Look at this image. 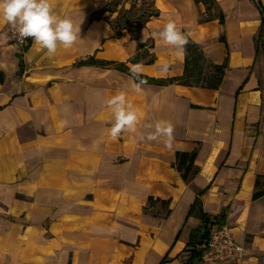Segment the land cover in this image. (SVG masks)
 <instances>
[{"label": "crops", "instance_id": "1", "mask_svg": "<svg viewBox=\"0 0 264 264\" xmlns=\"http://www.w3.org/2000/svg\"><path fill=\"white\" fill-rule=\"evenodd\" d=\"M106 1L51 0L81 23L51 57L0 39V264H196L191 234L216 225L247 249L241 264H264V0H146L156 15L118 34ZM169 18L224 65L216 87H135L184 73V50L151 37ZM136 53L152 58L138 76ZM121 91L140 120L113 140L106 101ZM158 122L170 140L146 139ZM177 151H195L186 181Z\"/></svg>", "mask_w": 264, "mask_h": 264}, {"label": "clouds", "instance_id": "2", "mask_svg": "<svg viewBox=\"0 0 264 264\" xmlns=\"http://www.w3.org/2000/svg\"><path fill=\"white\" fill-rule=\"evenodd\" d=\"M0 24H7L15 30L19 39L32 38L34 43L46 50L48 56L57 52L58 46L71 47L80 38V25L73 18L62 16L54 9L51 0H0ZM190 33H185L173 18H169L163 27L153 31L151 37L159 38L164 44L173 46L178 53H182L185 45L189 42ZM0 39L7 40L6 33L0 32ZM160 70L167 72L169 64L164 62ZM134 76L143 71L139 63L130 69ZM146 83L139 80L135 83L138 89ZM114 117V123L109 129V135L115 140L122 131L135 133L140 120L138 109L127 99L123 91L112 95L106 101ZM172 126L158 122L155 132L149 133L147 140L153 141L158 137L167 136L171 138ZM145 137L142 135L141 139Z\"/></svg>", "mask_w": 264, "mask_h": 264}, {"label": "trees", "instance_id": "3", "mask_svg": "<svg viewBox=\"0 0 264 264\" xmlns=\"http://www.w3.org/2000/svg\"><path fill=\"white\" fill-rule=\"evenodd\" d=\"M133 8V5H130L127 10ZM107 11L105 7L100 12ZM100 14V13H99ZM156 15V12L150 8V11L147 15L136 22L134 28L140 25L145 19ZM221 16V15H220ZM221 19V18H220ZM113 23V22H112ZM114 27V26H113ZM126 28V26H121ZM114 27L115 34L119 33V29L121 28ZM29 42V41H28ZM27 42V44H28ZM26 44V45H27ZM185 59H184V73L181 77L176 79H152V78H142V80L151 82L154 84H164L168 82H178L181 84H187L192 86H207V87H216L222 77L224 65L222 66H214L206 63L201 53L195 48V46L189 41L184 47ZM143 55V54H142ZM141 53H136L131 57V62L137 63L142 57ZM146 55V54H145ZM152 61V58L147 59L145 62L149 63ZM19 66H21V60L19 59ZM195 159V151L192 152H179L177 151L175 154V168L180 172L181 178L186 181L188 179L189 174L193 169ZM259 179L257 178L255 181V190L253 191L252 198H258L264 194V189L258 188ZM208 232L204 229V231L197 235L196 233H192L187 244V252L189 259L194 260V263L197 264L198 257L200 251L202 250L205 241L207 239Z\"/></svg>", "mask_w": 264, "mask_h": 264}, {"label": "built area", "instance_id": "4", "mask_svg": "<svg viewBox=\"0 0 264 264\" xmlns=\"http://www.w3.org/2000/svg\"><path fill=\"white\" fill-rule=\"evenodd\" d=\"M5 42L25 46L29 38L19 39L10 26L4 27ZM247 255V249L238 244L232 236L231 229L226 225H216L210 228L205 244L200 251L197 264L230 263L241 264Z\"/></svg>", "mask_w": 264, "mask_h": 264}, {"label": "rangeland", "instance_id": "5", "mask_svg": "<svg viewBox=\"0 0 264 264\" xmlns=\"http://www.w3.org/2000/svg\"><path fill=\"white\" fill-rule=\"evenodd\" d=\"M124 2H129L133 8L125 9ZM104 7L110 14H113L114 27L119 28L124 25L129 30L136 25L137 17L141 20L150 11V3L146 0H108ZM142 59H147V56L143 54Z\"/></svg>", "mask_w": 264, "mask_h": 264}]
</instances>
